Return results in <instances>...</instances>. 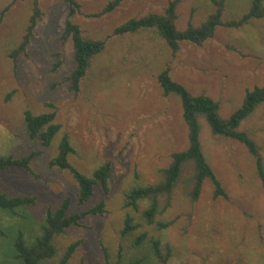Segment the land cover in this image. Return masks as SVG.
<instances>
[{
	"label": "rangeland",
	"instance_id": "obj_1",
	"mask_svg": "<svg viewBox=\"0 0 264 264\" xmlns=\"http://www.w3.org/2000/svg\"><path fill=\"white\" fill-rule=\"evenodd\" d=\"M35 0H0V156L20 158L31 152L32 174L21 170L0 173V190L10 196H32V206L19 216L0 212V264H18L13 241L22 231L30 243L40 233L48 209L63 199L68 214H81L104 202L103 216H87L79 225L54 240L56 262L73 242L79 246L68 264H157L149 245L135 246L137 236L160 241L166 264H264V190L255 160L238 142L215 136L199 119L200 142L207 164L227 199L214 198V187L203 182L198 198L191 199L192 163L183 166L170 195V205L156 217L168 223L159 231L146 225L141 212L124 208V194L133 187L156 184L171 155L187 147L186 128L178 98L164 97L158 74L169 68L171 78L193 95H206L219 103L228 118L242 103L245 92L264 86V18L238 29L218 28L203 46L184 43L173 55L152 31L115 36L122 23L149 13H162L169 0H123L111 13L96 16L111 0H76L73 18L83 37L105 42L78 93L69 91L66 78L73 70L70 41L60 38L68 13L64 0H37L41 18L28 45L15 59L11 52L21 42ZM251 0H226L222 20H239ZM211 0H180L176 27L203 23L212 13ZM54 111L61 134L67 133L74 149L71 164L91 175L110 162L108 193L95 187L84 204L77 202L71 176L48 166L61 134L50 148L28 139L23 112ZM239 129L254 142L264 167V103ZM166 197L159 198L161 208ZM139 227L121 236L126 215ZM168 246V250H166Z\"/></svg>",
	"mask_w": 264,
	"mask_h": 264
},
{
	"label": "trees",
	"instance_id": "obj_2",
	"mask_svg": "<svg viewBox=\"0 0 264 264\" xmlns=\"http://www.w3.org/2000/svg\"><path fill=\"white\" fill-rule=\"evenodd\" d=\"M123 0L109 1L96 16L111 13L118 8ZM180 0H169L162 13H149L136 19H130L113 31L115 36L134 35L140 32L152 31L160 38L170 52L175 55L182 44L187 43L196 47L203 46L209 39L215 36L218 28L238 29L250 20L264 18V0H251L248 11L239 19L224 22L222 15L226 0H211L212 13L199 26L188 24L186 29L178 30L177 6ZM68 6V13L64 22V28L60 36L63 42L70 41L73 51V70L66 78L70 92L78 93L80 83L91 67L93 59L105 49V42L83 37L80 28L74 24L73 18L79 9L76 0H64ZM41 18V11L37 0L33 1L31 16L28 20L24 36L19 45L11 52L15 59L22 54L32 36L37 22ZM157 83L164 97L174 96L179 99L181 107V119L186 128L187 147L180 152L171 155L169 165L161 171L162 178L156 184L133 187L124 194V208L133 212L139 211V205L146 202V207L141 212V218L146 225H154L159 231L165 230L168 223L156 221V217L164 212L170 205V195L179 179L182 168L187 163H192L195 174L192 177L191 199L198 198L203 182L209 180L214 187L213 197L227 199L219 181L210 169L202 152L200 142L199 119L202 118L208 125L211 133L225 139H231L243 145L255 160L256 173L264 190V167L257 148L246 132L239 129L254 111L264 103V86H256L245 92L241 105L232 112L228 118H222L219 114L218 102L206 95H193L183 85L174 81L170 76L169 68L162 70L157 76ZM23 122L29 140L36 141L42 148H50L56 136L61 134V125L56 123L54 111L41 114H33L30 111L23 112ZM74 149L70 144L67 133H62L56 146V154L48 161L50 168L67 172L77 187L78 204L86 203L93 195L95 187H100L104 194L108 193V182L111 176V163L105 162L99 165L91 175H86L75 168L70 162V156ZM38 154L31 152L20 158L12 155L0 156V173L11 170H21L31 175V162ZM165 196V207L159 205V198ZM32 196H10L0 190V212L12 216H19L18 211L34 204ZM70 201L63 199L55 209H48L45 213L44 223L40 227V233L28 243L22 231H17L13 241L14 258L18 264H68L71 256L79 246V241L71 243L54 263L57 258L55 238L64 234L87 216H103L105 214L104 202H100L81 214H68ZM139 224H135L130 215L124 219L121 236H126L136 230ZM1 234V232H0ZM142 243L149 245L150 251L157 264H166L169 251L162 253L159 240L148 238L146 233L136 237L134 245ZM168 250V246L166 247Z\"/></svg>",
	"mask_w": 264,
	"mask_h": 264
}]
</instances>
